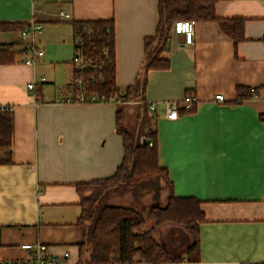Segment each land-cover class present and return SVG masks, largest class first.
Masks as SVG:
<instances>
[{"label": "crops", "instance_id": "1", "mask_svg": "<svg viewBox=\"0 0 264 264\" xmlns=\"http://www.w3.org/2000/svg\"><path fill=\"white\" fill-rule=\"evenodd\" d=\"M157 5L158 0H0V22L43 24L35 39L44 50L28 64L21 48L31 39L22 36L24 27L0 32V48L16 52L14 62L0 64V102L14 106L13 131L0 143V264H31L26 243L45 244L56 257L68 252L69 261L80 264L84 234L77 223L76 184L113 175L124 143L116 132L117 104L61 101L74 92V23H113L116 83L125 91L142 71L145 39L156 33ZM216 15L243 18L244 40L236 42L217 20H200L194 43L172 33L164 53L169 68L148 72L145 99L156 104L148 115L160 164L175 195L200 199L206 218L199 260L166 264L264 263V0H221ZM238 86L249 87L252 96L238 102ZM188 92L198 97L196 109L169 119L166 103ZM217 92L226 102L213 100ZM169 229L156 235L175 247L176 254L168 253L176 256L189 239L171 244Z\"/></svg>", "mask_w": 264, "mask_h": 264}, {"label": "trees", "instance_id": "2", "mask_svg": "<svg viewBox=\"0 0 264 264\" xmlns=\"http://www.w3.org/2000/svg\"><path fill=\"white\" fill-rule=\"evenodd\" d=\"M219 1L158 0L156 33L145 39L146 57L142 71L125 91L120 90L116 83L113 23L104 20L74 23L75 35L83 33L86 37L85 52L88 57L104 64V79L92 82V91L106 98L117 93L123 95L122 102L117 104L116 114V132L122 135L124 143L122 163L109 177L76 184L81 196V214L77 223L84 234L83 242L79 244L80 264H166L184 259L192 262L199 260L200 230L206 220L201 200L175 195L168 169L159 161L158 135L148 115L145 94L148 72L151 69L165 70L170 66L164 53L176 20H217L236 42L244 40V19H219L216 15ZM23 27L24 24L19 22H0V32ZM10 49L0 48V64L14 62L16 52ZM105 49H108L107 53ZM237 93L238 102L252 96L249 87L238 86ZM140 97L144 102V117L134 128L126 127V103ZM183 111L181 109L180 113ZM1 121L5 127L0 133V143H3L13 131L12 114L2 115ZM127 193L133 198L128 205L110 201L114 194L123 197ZM145 193L150 194V201L140 205L141 196ZM161 228H170L165 235L171 244L180 243V237L189 239L183 253L169 255L165 242L156 235Z\"/></svg>", "mask_w": 264, "mask_h": 264}, {"label": "built area", "instance_id": "3", "mask_svg": "<svg viewBox=\"0 0 264 264\" xmlns=\"http://www.w3.org/2000/svg\"><path fill=\"white\" fill-rule=\"evenodd\" d=\"M63 15V12H61ZM197 20L195 19H179L174 23L172 33L183 34L184 44L194 43L195 25ZM43 24L39 22H31L27 24L21 34L23 37L31 36V43L29 45H23L21 50L23 53L24 62L28 64H34L36 58L44 54V50L39 48L36 43V35L42 30ZM88 28L86 27V30ZM110 30V27H108ZM29 36V37H30ZM86 37L83 33L74 36V55L72 63L74 66L75 74L72 79V86L74 89L73 94L70 97L62 98V102L66 103H106L113 102L119 104L123 100V95L117 93L106 98V96H100L97 92L92 91L91 83L96 81H102L104 79L103 62H100L93 57H88L85 52ZM108 49H105V53ZM43 80L46 78L43 77ZM28 87L34 90L36 82H30ZM213 100L217 102H226V97L222 92H217L213 96ZM198 97L196 94L188 92L181 100L167 102L166 103V116L169 119L176 120L180 116V110L184 112H193L198 105ZM148 109L153 112L156 109L155 102H146ZM14 110V106L8 103L0 102V117L6 113H11ZM152 145V142H149ZM22 247L26 249L31 256V264H72L69 261V253L65 252L63 256L56 257L48 252V247L42 243H26Z\"/></svg>", "mask_w": 264, "mask_h": 264}, {"label": "rangeland", "instance_id": "4", "mask_svg": "<svg viewBox=\"0 0 264 264\" xmlns=\"http://www.w3.org/2000/svg\"><path fill=\"white\" fill-rule=\"evenodd\" d=\"M29 39H31V36ZM37 40H38V37H37ZM37 45L39 48L43 49L41 44L38 43ZM73 55H74V52H73ZM73 55H72L71 61L73 59ZM72 65H73V63H72ZM143 105H144V102L141 99V97L140 98H133V100H130L128 103H126L125 110H124L125 111L124 112V125L126 127L134 128V126H137L139 124V122H141L142 118L144 117L143 116V112H144L143 111ZM165 193H166V190L163 191V193L161 195V199L164 198ZM130 195L131 194L127 193V194L123 195V197H122V195L114 194L110 198V201L114 202V203H122V204L128 205L133 200V198ZM149 196H150V194H148V195H146V193L143 194V196H141V202H139V204L142 205L141 204L142 202L147 203L148 201H150L148 199ZM167 249H168V252L170 254H176L177 250L175 249V247L168 246ZM112 264H117V263H112Z\"/></svg>", "mask_w": 264, "mask_h": 264}, {"label": "water", "instance_id": "5", "mask_svg": "<svg viewBox=\"0 0 264 264\" xmlns=\"http://www.w3.org/2000/svg\"><path fill=\"white\" fill-rule=\"evenodd\" d=\"M170 45H171V41L169 40L168 43H167V50L170 49Z\"/></svg>", "mask_w": 264, "mask_h": 264}]
</instances>
